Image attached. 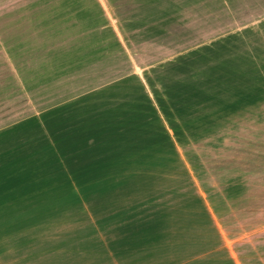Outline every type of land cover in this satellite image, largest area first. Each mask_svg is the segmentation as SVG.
I'll use <instances>...</instances> for the list:
<instances>
[{"label":"crops","instance_id":"obj_1","mask_svg":"<svg viewBox=\"0 0 264 264\" xmlns=\"http://www.w3.org/2000/svg\"><path fill=\"white\" fill-rule=\"evenodd\" d=\"M9 6L0 0V264H211L221 253L243 264L212 203L187 202L151 162L169 156L137 151L138 127L156 120L165 133L171 108L196 116L197 55L112 79L58 69L52 52L4 37L3 17L21 15Z\"/></svg>","mask_w":264,"mask_h":264},{"label":"rangeland","instance_id":"obj_2","mask_svg":"<svg viewBox=\"0 0 264 264\" xmlns=\"http://www.w3.org/2000/svg\"><path fill=\"white\" fill-rule=\"evenodd\" d=\"M9 7L21 15L3 17L4 37L52 52L58 69L71 64L112 79L114 69L140 72L179 53L192 67L197 55L196 116L192 107L171 108L173 129L164 133L156 120L138 127L137 151L169 156L149 160L170 169L168 187H181L187 202L209 200L223 243L241 263L264 264V0H10ZM211 264H225L224 255Z\"/></svg>","mask_w":264,"mask_h":264}]
</instances>
